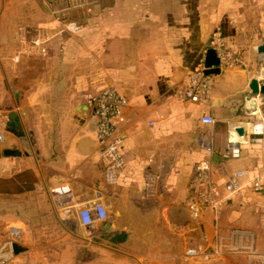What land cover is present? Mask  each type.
<instances>
[{
    "label": "crops",
    "instance_id": "obj_1",
    "mask_svg": "<svg viewBox=\"0 0 264 264\" xmlns=\"http://www.w3.org/2000/svg\"><path fill=\"white\" fill-rule=\"evenodd\" d=\"M72 1L78 6L66 19L79 31L57 35L51 11L62 0H0V99L11 105L0 113L6 129L9 112L18 118L0 143V247L9 239L17 247L8 264H230L232 255L250 264L247 253L226 251L233 231L264 254V136L252 131L264 122V95L248 88L252 79L264 81V54L255 50L264 42V0ZM214 31L243 65L211 75L208 101L175 99L173 88L187 83ZM39 34L54 35L45 54L29 44ZM107 87L126 100L118 125L126 166L116 185L103 179L90 106ZM204 115L214 125H203ZM236 126L246 135L240 156L225 160ZM201 139L213 153L200 148ZM204 158L221 195L234 172L247 176L216 215L192 223L184 206ZM150 177L156 192L147 197ZM94 201L111 229L90 227L91 239L78 214ZM197 244H221L222 253L185 259Z\"/></svg>",
    "mask_w": 264,
    "mask_h": 264
},
{
    "label": "built area",
    "instance_id": "obj_2",
    "mask_svg": "<svg viewBox=\"0 0 264 264\" xmlns=\"http://www.w3.org/2000/svg\"><path fill=\"white\" fill-rule=\"evenodd\" d=\"M62 3L64 4L62 7H54L51 11L61 28L57 35L64 32L75 34L79 31V25L74 21L67 20L66 16L78 4L72 0H62ZM53 37L54 35L39 34L33 39H30L29 44L32 48H38L41 54H45V45ZM208 49H211L215 53L219 61V68H234L243 65V61L239 56L224 46L220 33L214 31L208 48L198 57L196 68L190 72L187 83L173 88L172 92L175 99L193 104L204 103L209 100L212 90V76L206 75L204 68L205 53ZM90 106L95 121V139L99 153L106 162L103 179L108 185H116L126 166L121 150V142L118 137V125L123 109L126 106V100L114 87H107L90 98ZM252 112L255 113V111ZM6 122V116L0 113V143L5 138ZM214 122L213 117L210 115H204L201 118V123L205 126H212ZM252 131L254 136L263 137L264 122L254 125ZM239 142L241 140L237 138L232 130V134L229 137L228 149L221 154V157L225 160L238 158L240 156ZM199 146L205 152L209 154L213 153L208 140L201 139ZM210 169L208 159L204 158L198 161L188 185L186 206L194 220L200 219L205 212L216 215L222 206L226 204L227 196L240 192L244 187L240 180L247 176V172L236 171L224 186L226 194L221 195L219 186L211 176ZM155 182V177H150L146 180L144 192L147 197H152L155 194ZM250 185L255 193L262 190L261 182L257 178L252 179ZM106 217V209L98 201L88 203L78 214L81 225L86 227V235L91 239L95 237L90 227L105 220ZM247 240L248 236L246 233L233 231L230 234L229 242L225 244V249L227 252L247 253L250 264L252 261L258 264H264V254H258L253 251L250 245H245L244 241ZM12 242L13 239H9L0 247V264L9 263L13 254ZM217 253H222L221 244L216 249H207L203 244H197L186 248L182 256L185 259L199 258L203 261H208L213 254Z\"/></svg>",
    "mask_w": 264,
    "mask_h": 264
},
{
    "label": "water",
    "instance_id": "obj_3",
    "mask_svg": "<svg viewBox=\"0 0 264 264\" xmlns=\"http://www.w3.org/2000/svg\"><path fill=\"white\" fill-rule=\"evenodd\" d=\"M255 50L257 51L258 54H264V42L262 44L256 46ZM204 68H205V74L206 75H217L220 73L219 61H218L215 53L211 49H208L205 53ZM248 88H249L250 93L252 95H264V81L262 83H259L257 80L252 79L249 83ZM246 101H247V104L250 105V103H251V102H249L250 98L246 99ZM250 109L252 111H254L255 106L251 105ZM17 127H18V118L16 116V113L11 111L8 114V123H7V129L6 130L13 133ZM233 132L236 134L237 138L241 141H243L244 138L246 137L245 130L241 126L234 127ZM3 153L5 155L16 154L15 152H12V151H4ZM184 209L186 212V218L190 219L193 223L194 222L193 218L191 217L190 211L186 205L184 206ZM96 226L98 228H101L103 231H109L111 229L110 224L108 222H106V220L98 222L96 224ZM12 247H13L14 251L17 250V247L15 245H13Z\"/></svg>",
    "mask_w": 264,
    "mask_h": 264
},
{
    "label": "rangeland",
    "instance_id": "obj_4",
    "mask_svg": "<svg viewBox=\"0 0 264 264\" xmlns=\"http://www.w3.org/2000/svg\"><path fill=\"white\" fill-rule=\"evenodd\" d=\"M27 5L28 4H26V6ZM10 107H11V105L7 102L6 99H0V111L1 112L4 111L3 113H5V111H8ZM218 255H220V254H218ZM228 260H229L230 264H243L240 256L232 255V256L228 257Z\"/></svg>",
    "mask_w": 264,
    "mask_h": 264
}]
</instances>
